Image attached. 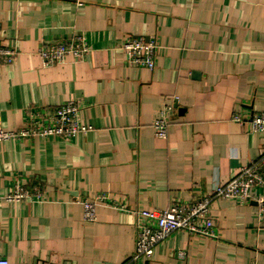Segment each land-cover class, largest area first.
<instances>
[{
	"label": "crops",
	"instance_id": "crops-1",
	"mask_svg": "<svg viewBox=\"0 0 264 264\" xmlns=\"http://www.w3.org/2000/svg\"><path fill=\"white\" fill-rule=\"evenodd\" d=\"M83 35L89 52L46 67L40 47ZM158 46L152 71L128 66L127 38ZM0 128L28 107H79L92 130L0 143V258L8 264H122L140 211L189 204L264 150L238 123L264 113V0H0ZM166 139L152 123L165 106ZM15 185L30 198L7 202ZM106 194L82 219V201ZM251 196L264 197L256 189ZM213 238L175 232L139 264H264V208L215 199Z\"/></svg>",
	"mask_w": 264,
	"mask_h": 264
},
{
	"label": "built area",
	"instance_id": "built-area-1",
	"mask_svg": "<svg viewBox=\"0 0 264 264\" xmlns=\"http://www.w3.org/2000/svg\"><path fill=\"white\" fill-rule=\"evenodd\" d=\"M120 50L125 55V62L131 67H140L152 71L158 46L154 40L144 37L127 38ZM89 52V47L83 35H74L67 41L48 44L38 49V56L46 67L60 64L68 57L80 60ZM16 58V52L0 45V63L11 64ZM172 106L167 105L159 117L152 123L154 136L166 139L168 122L167 116ZM79 107L73 101H66L53 109H39L28 107L22 126L17 130L0 128V143L6 141H32L45 139L51 136L71 139L77 134H86L92 127L83 125L78 118ZM232 119L238 123H248L250 130L256 133L264 132V113L252 114L244 120L238 114ZM260 189L264 191V150L258 158L243 165L237 174L228 182L217 183L207 195L194 199L186 204L171 201L163 210L140 211L135 226V243L131 256L122 264H139L147 261L154 252L157 244L167 239L175 232H185L192 236L213 238L214 224L210 217V204L215 199H236L241 203L255 204L261 217L264 208V197L254 198L251 191ZM30 198V192L21 185H15L12 192L4 197L7 202L21 201ZM82 219L92 223L96 220V208L110 204L106 194H98L91 200H83ZM0 264H8L6 259L0 258Z\"/></svg>",
	"mask_w": 264,
	"mask_h": 264
}]
</instances>
